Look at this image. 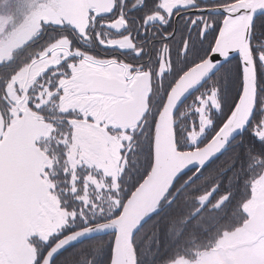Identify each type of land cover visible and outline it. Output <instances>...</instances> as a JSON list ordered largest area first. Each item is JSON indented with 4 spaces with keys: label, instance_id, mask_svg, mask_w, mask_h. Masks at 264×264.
Returning a JSON list of instances; mask_svg holds the SVG:
<instances>
[{
    "label": "snow or ice",
    "instance_id": "snow-or-ice-1",
    "mask_svg": "<svg viewBox=\"0 0 264 264\" xmlns=\"http://www.w3.org/2000/svg\"><path fill=\"white\" fill-rule=\"evenodd\" d=\"M5 7L0 264H264V0Z\"/></svg>",
    "mask_w": 264,
    "mask_h": 264
},
{
    "label": "rangeland",
    "instance_id": "rangeland-1",
    "mask_svg": "<svg viewBox=\"0 0 264 264\" xmlns=\"http://www.w3.org/2000/svg\"><path fill=\"white\" fill-rule=\"evenodd\" d=\"M23 11L27 12V9H24ZM9 10L5 8H0V30L5 31L7 33L8 31L13 30L15 27H18L22 20L24 19L21 17L20 12H13L12 17L13 19L11 22H9L6 26L3 24V21L8 17Z\"/></svg>",
    "mask_w": 264,
    "mask_h": 264
},
{
    "label": "flooded vegetation",
    "instance_id": "flooded-vegetation-1",
    "mask_svg": "<svg viewBox=\"0 0 264 264\" xmlns=\"http://www.w3.org/2000/svg\"><path fill=\"white\" fill-rule=\"evenodd\" d=\"M28 124L30 134L35 131L37 135L41 134L46 128L50 127V125H46L44 121L37 118H32L28 121Z\"/></svg>",
    "mask_w": 264,
    "mask_h": 264
},
{
    "label": "water",
    "instance_id": "water-1",
    "mask_svg": "<svg viewBox=\"0 0 264 264\" xmlns=\"http://www.w3.org/2000/svg\"><path fill=\"white\" fill-rule=\"evenodd\" d=\"M29 124H28V122H26L24 125H23V127H22V134H24V135H28V134H30V130H29ZM32 134H36L35 133V131L34 132H32Z\"/></svg>",
    "mask_w": 264,
    "mask_h": 264
},
{
    "label": "trees",
    "instance_id": "trees-1",
    "mask_svg": "<svg viewBox=\"0 0 264 264\" xmlns=\"http://www.w3.org/2000/svg\"><path fill=\"white\" fill-rule=\"evenodd\" d=\"M146 228H147V226H146ZM149 239H150V237H148L147 235H145V244H147L149 242Z\"/></svg>",
    "mask_w": 264,
    "mask_h": 264
}]
</instances>
